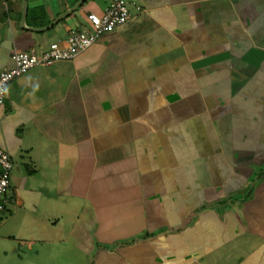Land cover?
<instances>
[{
  "label": "crops",
  "instance_id": "0c3cea01",
  "mask_svg": "<svg viewBox=\"0 0 264 264\" xmlns=\"http://www.w3.org/2000/svg\"><path fill=\"white\" fill-rule=\"evenodd\" d=\"M23 1L0 0V71L109 3ZM126 1L127 23L7 85L0 264H264V0Z\"/></svg>",
  "mask_w": 264,
  "mask_h": 264
},
{
  "label": "built area",
  "instance_id": "2783aa9c",
  "mask_svg": "<svg viewBox=\"0 0 264 264\" xmlns=\"http://www.w3.org/2000/svg\"><path fill=\"white\" fill-rule=\"evenodd\" d=\"M131 9L140 10L138 5L126 0H109L101 15L87 14L86 24L71 30L62 42L52 44L41 53L14 51L11 55L12 68L0 71V103L4 99L7 85L14 79L35 67H48L59 61H72L79 53L95 44L102 35L127 23L132 16ZM11 170V159L0 148V220L3 219L9 202Z\"/></svg>",
  "mask_w": 264,
  "mask_h": 264
},
{
  "label": "rangeland",
  "instance_id": "374dc122",
  "mask_svg": "<svg viewBox=\"0 0 264 264\" xmlns=\"http://www.w3.org/2000/svg\"><path fill=\"white\" fill-rule=\"evenodd\" d=\"M16 165V164H15ZM17 167H18V169H17ZM17 170L18 171H20L19 173H21L22 172V169H21V167L18 165H16V166H14V169H13V173H18L17 172ZM10 191H9V193H8V198H10ZM10 219H8L7 221H5L4 223L3 222H0V233H3L4 232V234L5 233H7V234H9L10 232H14L12 229L15 227V225H14V222H10L9 221ZM3 225V226H2ZM13 244V243H12ZM15 245V244H14Z\"/></svg>",
  "mask_w": 264,
  "mask_h": 264
},
{
  "label": "water",
  "instance_id": "95a60500",
  "mask_svg": "<svg viewBox=\"0 0 264 264\" xmlns=\"http://www.w3.org/2000/svg\"><path fill=\"white\" fill-rule=\"evenodd\" d=\"M84 0H80L78 3H77V5L72 9V11H74L75 9H77L78 8V6L83 2ZM23 7L25 8V0L23 1ZM71 11V12H72ZM70 13V12H69Z\"/></svg>",
  "mask_w": 264,
  "mask_h": 264
}]
</instances>
